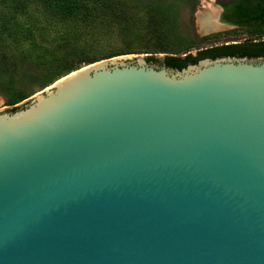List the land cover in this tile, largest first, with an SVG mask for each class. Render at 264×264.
Instances as JSON below:
<instances>
[{"label": "water", "instance_id": "95a60500", "mask_svg": "<svg viewBox=\"0 0 264 264\" xmlns=\"http://www.w3.org/2000/svg\"><path fill=\"white\" fill-rule=\"evenodd\" d=\"M146 57L0 110V264H264V62Z\"/></svg>", "mask_w": 264, "mask_h": 264}, {"label": "trees", "instance_id": "16d2710c", "mask_svg": "<svg viewBox=\"0 0 264 264\" xmlns=\"http://www.w3.org/2000/svg\"><path fill=\"white\" fill-rule=\"evenodd\" d=\"M153 4L151 6L156 17L167 21L169 11L159 4ZM129 16L126 0H0V72L7 75L8 83L17 77L19 71L11 62L13 54L8 49L19 36L28 39V45L32 48L30 55L35 53L33 57H26L32 70L36 71V78L41 80V90L54 83L50 76H65L104 59L131 54L120 52L100 58L90 52L94 43L114 35L110 28H120ZM222 21L247 29L264 30V0H230L225 5ZM130 46L131 43L126 44L128 51L131 50ZM224 57H264V40L222 45L201 50L195 56L165 55L160 59L149 55L146 60L153 66L181 71L202 59ZM53 67L55 73L51 72ZM39 69L46 70L38 73ZM26 98L20 96L16 102L8 100L7 105H16ZM13 107L11 113L18 110Z\"/></svg>", "mask_w": 264, "mask_h": 264}, {"label": "rangeland", "instance_id": "374dc122", "mask_svg": "<svg viewBox=\"0 0 264 264\" xmlns=\"http://www.w3.org/2000/svg\"><path fill=\"white\" fill-rule=\"evenodd\" d=\"M126 1L130 16L127 17L123 25L119 26L120 28H110L111 31H114L112 37L102 38L99 43H94L90 52L96 57L105 58L120 52H131V54H125L131 56L155 55L161 58L165 55H175L184 57L188 54L196 55L201 50L222 45L254 43L264 40V30L237 28L222 21L225 5L230 0ZM152 3L159 4L169 11L167 21H161L156 17L154 8L151 6ZM208 5L217 8L218 19L231 27L218 29L209 34L201 33L199 18L201 13L207 10ZM126 36L129 37L125 39ZM21 37L19 36L8 49V52L13 54L11 62L15 64L19 71L17 77L13 79L12 83H8L6 80L7 75L0 72V110L21 105L24 101L29 100L67 76H50L51 81H54V83L41 90V80L36 78V71L32 70L26 57H33L35 53L33 52L30 55L29 51L32 48L28 45V39ZM129 43H131L130 51L126 48V44ZM119 56H124V54ZM45 70L39 69L37 72L41 73ZM51 72L55 73V67L52 68ZM20 96L27 98L16 105H7L8 100L16 102Z\"/></svg>", "mask_w": 264, "mask_h": 264}, {"label": "bare ground", "instance_id": "6f19581e", "mask_svg": "<svg viewBox=\"0 0 264 264\" xmlns=\"http://www.w3.org/2000/svg\"><path fill=\"white\" fill-rule=\"evenodd\" d=\"M199 19V30L203 34L215 32L218 29H225L218 21V9L213 5H208L207 10L201 13Z\"/></svg>", "mask_w": 264, "mask_h": 264}, {"label": "flooded vegetation", "instance_id": "af4514ba", "mask_svg": "<svg viewBox=\"0 0 264 264\" xmlns=\"http://www.w3.org/2000/svg\"><path fill=\"white\" fill-rule=\"evenodd\" d=\"M228 24H229V23H228ZM230 25H233V26H235V27H237V28H240V27H241V26L234 25V24H230ZM248 60H250V61H254V62H256V63H259V62H264V57L250 58V59H248ZM154 66L161 68V67L158 66V65H154Z\"/></svg>", "mask_w": 264, "mask_h": 264}]
</instances>
